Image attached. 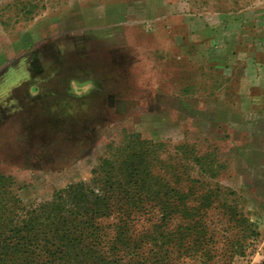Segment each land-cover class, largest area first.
<instances>
[{
  "label": "rangeland",
  "instance_id": "374dc122",
  "mask_svg": "<svg viewBox=\"0 0 264 264\" xmlns=\"http://www.w3.org/2000/svg\"><path fill=\"white\" fill-rule=\"evenodd\" d=\"M250 8L264 18V0H0L2 66L38 51L47 34L63 35L35 52L38 93L34 84L26 94V74L0 72V173L15 180L24 200L39 203L88 181L108 144L125 132L163 142L169 156L187 143L218 158L216 176H202L221 194L217 205L203 208V235L213 238L196 243L190 235L175 264H264V134L251 130L255 111L241 110L238 90L246 80H230L182 47L184 15L214 24L227 10ZM246 45H259L240 41L250 61ZM263 106L260 100L256 111Z\"/></svg>",
  "mask_w": 264,
  "mask_h": 264
},
{
  "label": "trees",
  "instance_id": "16d2710c",
  "mask_svg": "<svg viewBox=\"0 0 264 264\" xmlns=\"http://www.w3.org/2000/svg\"><path fill=\"white\" fill-rule=\"evenodd\" d=\"M163 146L125 132L88 181L39 203L0 173V264H175L190 235L212 239L203 208L217 205L221 187L203 176H216L218 158L187 143L169 156Z\"/></svg>",
  "mask_w": 264,
  "mask_h": 264
},
{
  "label": "crops",
  "instance_id": "0c3cea01",
  "mask_svg": "<svg viewBox=\"0 0 264 264\" xmlns=\"http://www.w3.org/2000/svg\"><path fill=\"white\" fill-rule=\"evenodd\" d=\"M261 12L252 8L230 12L227 10L223 15H219L218 19L216 17L214 24L206 21V17L201 18L199 16L196 18L187 14L183 17L186 25L183 26L184 32H182L186 36L182 47L186 48L187 55L195 57L199 64H202L205 59V62L212 64L218 72L229 75L230 80H246L247 84L241 85L240 90H238V93L241 94V99L238 101H240L242 111L246 113L255 111L258 122L251 127V130L257 134H264V130H262L264 106L259 111H256L255 108L260 100H264V46H261L264 44V18ZM225 20H228L226 25ZM229 25H235L239 29L238 39L226 30V26ZM134 26L137 28L136 24ZM60 36L63 35L58 31L47 34L38 45V51H26L24 55L10 59L4 66L0 63V72L10 67L26 74V94L30 95L33 91L32 87L37 82L36 77L41 74L42 67L36 59L35 52L39 53L43 49L52 47L56 38H61ZM247 39L256 40L259 45L254 51L246 48L249 44L243 46V52L246 55L251 53L250 61L240 52V41L246 44ZM55 46L56 44H54ZM39 86L35 87L37 89L34 92L38 91ZM224 101L226 102V96ZM220 106L221 104L212 113L210 110L214 125L220 123L216 119V112L219 111ZM225 111L230 112L231 115L233 113L230 109L225 108Z\"/></svg>",
  "mask_w": 264,
  "mask_h": 264
}]
</instances>
